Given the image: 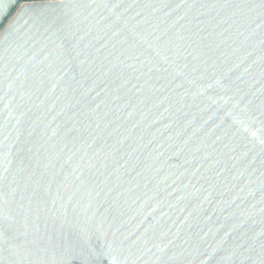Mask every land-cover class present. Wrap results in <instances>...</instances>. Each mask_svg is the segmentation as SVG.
<instances>
[{"label":"water","instance_id":"obj_1","mask_svg":"<svg viewBox=\"0 0 264 264\" xmlns=\"http://www.w3.org/2000/svg\"><path fill=\"white\" fill-rule=\"evenodd\" d=\"M0 264H264V0H0Z\"/></svg>","mask_w":264,"mask_h":264}]
</instances>
